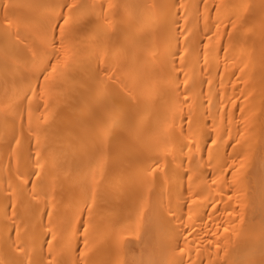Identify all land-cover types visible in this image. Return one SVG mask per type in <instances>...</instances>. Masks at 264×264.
Segmentation results:
<instances>
[{"label": "bare ground", "instance_id": "bare-ground-1", "mask_svg": "<svg viewBox=\"0 0 264 264\" xmlns=\"http://www.w3.org/2000/svg\"><path fill=\"white\" fill-rule=\"evenodd\" d=\"M25 240L264 264V0H0V264Z\"/></svg>", "mask_w": 264, "mask_h": 264}, {"label": "snow or ice", "instance_id": "snow-or-ice-1", "mask_svg": "<svg viewBox=\"0 0 264 264\" xmlns=\"http://www.w3.org/2000/svg\"><path fill=\"white\" fill-rule=\"evenodd\" d=\"M53 34L51 36V44L53 47L57 44V35L55 34V30L59 29V24L53 25ZM7 30V29H6ZM19 35V32L16 33ZM64 37L61 36L59 38V42L63 44ZM227 231V229H225ZM29 235L28 232L23 233L22 236H18L20 239H24ZM36 237L33 234V242H35ZM27 240H25V245H16L12 254V259L8 260L6 264H44L43 259H37L35 257H30L29 250L27 248ZM142 264H146V262H142Z\"/></svg>", "mask_w": 264, "mask_h": 264}]
</instances>
